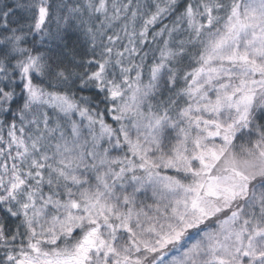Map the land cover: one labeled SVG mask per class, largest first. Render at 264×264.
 Segmentation results:
<instances>
[{
  "label": "snow or ice",
  "instance_id": "snow-or-ice-1",
  "mask_svg": "<svg viewBox=\"0 0 264 264\" xmlns=\"http://www.w3.org/2000/svg\"><path fill=\"white\" fill-rule=\"evenodd\" d=\"M0 264H264V0H0Z\"/></svg>",
  "mask_w": 264,
  "mask_h": 264
}]
</instances>
